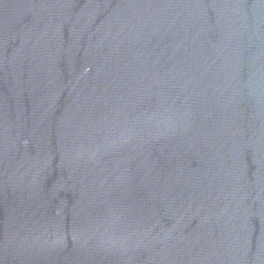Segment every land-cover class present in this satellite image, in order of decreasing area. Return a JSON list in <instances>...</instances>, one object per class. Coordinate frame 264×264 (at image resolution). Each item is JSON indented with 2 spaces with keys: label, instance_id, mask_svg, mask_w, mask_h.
Instances as JSON below:
<instances>
[{
  "label": "water",
  "instance_id": "95a60500",
  "mask_svg": "<svg viewBox=\"0 0 264 264\" xmlns=\"http://www.w3.org/2000/svg\"><path fill=\"white\" fill-rule=\"evenodd\" d=\"M0 264H264V0H0Z\"/></svg>",
  "mask_w": 264,
  "mask_h": 264
}]
</instances>
